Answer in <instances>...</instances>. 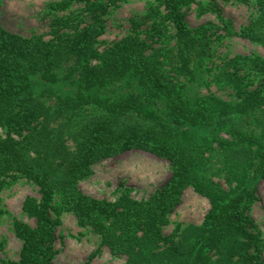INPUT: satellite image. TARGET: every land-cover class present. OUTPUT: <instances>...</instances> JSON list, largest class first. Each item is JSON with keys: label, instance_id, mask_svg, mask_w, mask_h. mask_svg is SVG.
Returning <instances> with one entry per match:
<instances>
[{"label": "trees", "instance_id": "obj_1", "mask_svg": "<svg viewBox=\"0 0 264 264\" xmlns=\"http://www.w3.org/2000/svg\"><path fill=\"white\" fill-rule=\"evenodd\" d=\"M74 1L83 3L81 15L57 19L50 39L0 21V190L9 178L39 188L22 207L35 225L13 219L18 259L0 263L53 264L52 212L68 211L127 264H250L260 232L250 207L264 179V55L216 50L222 36L264 46V0H239L256 6L241 29L217 0H157L145 35L135 18V32L102 49L104 14L118 0L58 5ZM193 2L216 18L194 32L186 21ZM216 31L222 35L211 39ZM240 70L258 74L259 84L242 86ZM210 81L237 98L195 94ZM131 150L169 162V177L147 199L111 201L81 189L94 164ZM189 186L209 199L203 222L164 233Z\"/></svg>", "mask_w": 264, "mask_h": 264}, {"label": "rangeland", "instance_id": "obj_2", "mask_svg": "<svg viewBox=\"0 0 264 264\" xmlns=\"http://www.w3.org/2000/svg\"><path fill=\"white\" fill-rule=\"evenodd\" d=\"M62 0H0V21L8 30L22 36L34 33L44 34L45 39L52 37L51 30L56 28L57 19H70L81 15L83 3L74 1L65 8L58 2ZM197 1V0H196ZM224 13L231 17L237 29L244 27L255 15L256 6L239 0H217ZM157 0H118L111 4L104 14L106 31L98 37L97 44L102 49L110 42L135 32L133 19L143 20L138 31L145 35L151 21L146 14L151 8L158 7ZM186 21L194 30L209 20H216L211 13L200 14L197 4H190ZM138 19V20H139ZM172 33V31H169ZM222 32L216 31L210 38L215 39ZM216 52L228 58L235 55H264V46L241 38L222 36ZM156 45L163 44L159 41ZM230 70L233 68L230 67ZM242 86L253 89L259 84L260 76L250 70H240ZM195 94L204 96L214 94L222 99H236L231 86L210 81L197 86ZM221 135L226 133L221 132ZM228 136V135H227ZM170 175L169 162L143 150H131L123 154L103 159L94 164L92 173L79 182L81 189L96 198L117 200L128 194L136 200L147 199L155 189L162 185ZM225 184V182H224ZM226 186V184H225ZM39 196V188L26 178H9L0 190V258L18 259L22 241L16 236L13 219L19 218L35 225V218L23 211L27 196ZM256 199L250 207V215L259 229L258 239L253 247L257 257L250 264H264V179L257 183ZM210 207L207 197L199 194L192 186L187 187L180 204L170 215L169 222L163 227L164 233L180 232L189 225H200ZM56 222L55 249L53 264H127L125 256H114L110 249L101 245L100 239L91 230L80 226L75 216L63 211L52 212ZM1 264V263H0Z\"/></svg>", "mask_w": 264, "mask_h": 264}]
</instances>
